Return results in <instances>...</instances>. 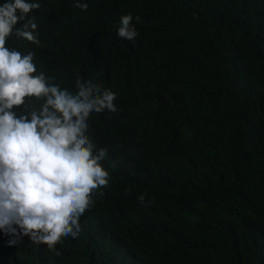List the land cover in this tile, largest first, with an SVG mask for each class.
Wrapping results in <instances>:
<instances>
[{
	"label": "trees",
	"instance_id": "trees-1",
	"mask_svg": "<svg viewBox=\"0 0 264 264\" xmlns=\"http://www.w3.org/2000/svg\"><path fill=\"white\" fill-rule=\"evenodd\" d=\"M97 2L91 42L103 52L100 82L120 102L147 101V113H128L146 123L147 144L173 140L163 149L170 164L147 175L135 152L123 157L127 176L118 179L147 181L134 189L164 212L151 207L152 220L140 214L96 237L94 223L85 225L91 258L86 243L72 250L69 242L71 259L61 245L52 262L22 248L11 259L127 264L141 252L152 264H264V0ZM125 12L135 13L132 41L117 35ZM11 259L3 252L0 264Z\"/></svg>",
	"mask_w": 264,
	"mask_h": 264
},
{
	"label": "clouds",
	"instance_id": "clouds-1",
	"mask_svg": "<svg viewBox=\"0 0 264 264\" xmlns=\"http://www.w3.org/2000/svg\"><path fill=\"white\" fill-rule=\"evenodd\" d=\"M98 7L97 0L0 4V255L5 252L10 259L15 249L22 248L52 262L59 251L57 243L69 236L72 250L86 243L91 258L93 249L84 227L95 220L83 214L93 204L96 190L114 186L126 169L113 160L125 151L114 142L129 136L138 146L147 144L145 129H135L137 120L128 115L123 127L104 135L88 134L91 125L116 120L119 104L132 102L133 117L148 112L140 94V103L120 102L114 92L98 84L106 77L103 52L91 42ZM132 21L131 14L120 18V38L137 37ZM172 141H166L167 146ZM170 162L167 153L154 170L148 158L142 164L149 175ZM140 195L134 189L128 213L118 216L122 224L130 226L140 214L152 220L151 207L164 212ZM112 213L118 215V210ZM67 245L61 246L65 258L71 259ZM11 260L23 262L18 257ZM127 264L152 263L135 252Z\"/></svg>",
	"mask_w": 264,
	"mask_h": 264
},
{
	"label": "bare ground",
	"instance_id": "bare-ground-1",
	"mask_svg": "<svg viewBox=\"0 0 264 264\" xmlns=\"http://www.w3.org/2000/svg\"><path fill=\"white\" fill-rule=\"evenodd\" d=\"M127 14H131L134 18L135 13L133 12H125ZM89 60V59H88ZM80 80L87 82L85 78L81 77ZM102 86V89H106L104 82H99ZM77 91V89H76ZM132 105L130 103H124L117 105V115L118 118L114 121L105 119L99 122L96 125H91L88 131H94L99 135H104L108 133L112 128H120L125 124V118L129 113V108ZM134 128L137 130L145 129L146 123L143 121H135ZM173 139V137H171ZM118 147L123 148L125 151L123 153H118L113 157L114 161L124 163L123 157L127 160L131 157L135 152H138L143 157L147 158L151 161V165L159 166V161H163L166 156L163 149L167 146L165 140L159 139V144L157 142L152 144H146L142 146H138L135 141L131 137L119 138L114 142ZM128 161V160H127ZM139 162L142 166V159H139ZM125 164V163H124ZM143 173L147 172V168L142 170ZM123 178L127 176V168L123 172ZM147 185V181L142 182H127L124 180L118 181L114 186L107 185V187H102L96 190L93 194V204L90 206L88 210L85 211L83 216H87L89 214L98 213L97 218L93 224V232L96 237L98 234L107 233V230L117 231L122 230L124 228H128L126 225L122 224L119 215H125L128 213L129 208L133 202V192L135 185ZM101 193H103L101 195ZM116 208L118 210V215H114L112 210ZM171 209V208H170ZM133 229L141 230L140 226H134ZM138 230L135 232V235H138ZM104 231V232H103ZM71 236L62 237L61 242L57 243L58 245H65L70 242ZM96 254L101 259H109L110 255H107L106 251L102 248H96Z\"/></svg>",
	"mask_w": 264,
	"mask_h": 264
}]
</instances>
